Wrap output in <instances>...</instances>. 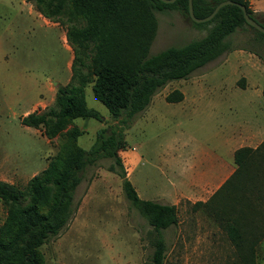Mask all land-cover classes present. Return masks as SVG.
<instances>
[{
  "label": "rangeland",
  "instance_id": "1",
  "mask_svg": "<svg viewBox=\"0 0 264 264\" xmlns=\"http://www.w3.org/2000/svg\"><path fill=\"white\" fill-rule=\"evenodd\" d=\"M25 1L0 0V168H6L4 176H0L19 187L46 167L48 157L65 140L61 136L46 141L37 129L22 125L20 118L41 100L45 83L65 84L73 58L65 27L53 25L48 19L45 22L34 8L30 11ZM155 16L157 28L150 54L198 39L212 26L194 24L177 8L155 11ZM254 35L248 26L237 28L229 35L231 51L187 78L168 82L130 123L119 127L126 144L119 151L126 177L141 199L171 202L178 188L173 184L175 174L170 163L175 150V155L182 158L190 152L191 157L201 154L195 157V163L202 161V172L207 171L206 179L212 182L202 184V202L207 201L225 181L216 184L221 177L220 171L215 172L218 165L221 161L233 165L230 150L238 147L246 126L264 132V60L257 56L260 62L255 66L256 74L246 86L235 54L231 53L243 48L259 51L264 57L263 46L252 41ZM52 85L56 88L59 84ZM174 89L183 92L185 99L167 102L165 94ZM84 93L86 105L101 116L100 121L92 117L74 120L83 130L78 145L88 149L101 127L110 132L116 122L93 96L90 84ZM49 100L50 96H46ZM51 104L52 101L45 107ZM134 147L141 160L130 170L126 156ZM113 164L111 158H102L86 168L75 191L74 214L59 234L40 247L45 264L147 263L153 231L125 197L121 178L111 168ZM234 195L241 198L239 192ZM191 209L189 202L181 200L180 223L162 231L166 244L164 264H242L222 224L204 205L193 212ZM4 217L0 202V223ZM196 236H202V240H196ZM256 261L264 264V237L259 241Z\"/></svg>",
  "mask_w": 264,
  "mask_h": 264
},
{
  "label": "trees",
  "instance_id": "2",
  "mask_svg": "<svg viewBox=\"0 0 264 264\" xmlns=\"http://www.w3.org/2000/svg\"><path fill=\"white\" fill-rule=\"evenodd\" d=\"M26 1L44 18L65 27L73 58L70 80L56 87L53 103L23 115L20 122L39 130L49 141L61 136L65 140L48 157L46 167L22 187L0 180V202L5 209L0 223V264H45L41 245L68 224L75 212V191L84 171L102 158L113 160L111 168L121 178L125 197L153 231L152 252L146 264H164L162 231L178 222L177 207L138 196L119 154L126 145L119 127L130 123L168 82L187 78L231 51L229 35L237 28L250 27L255 33L253 43L263 48L264 32L247 24L234 4L221 6L210 20L197 23L188 15V0ZM222 1L192 0L193 13L203 18ZM231 1L243 4L247 14L264 26V13L254 12L247 0ZM168 8L182 10L194 24L212 26L198 39L150 54L157 28L155 11ZM252 52L264 60L261 52ZM89 84L93 96L108 109L116 124L110 132L101 127L93 144L84 149L78 145L83 131L74 120H101L99 112L86 105L84 89ZM182 98L178 89L165 96L168 102ZM233 160V172L207 201L193 206L204 205L222 224L242 264H256L258 244L264 237V140L255 148L236 149ZM238 192L241 198L234 195Z\"/></svg>",
  "mask_w": 264,
  "mask_h": 264
},
{
  "label": "crops",
  "instance_id": "3",
  "mask_svg": "<svg viewBox=\"0 0 264 264\" xmlns=\"http://www.w3.org/2000/svg\"><path fill=\"white\" fill-rule=\"evenodd\" d=\"M247 1L249 3V7L254 12L264 13V0H247ZM27 4H29L30 11H34L32 9V8H34L32 6V4H30L29 2H27ZM35 12L37 13V15L41 19H43L45 21L46 18H44L42 15H40L36 10H35ZM50 23L53 25H56V26L58 25L57 22H50ZM231 53L235 54L234 57L237 59L238 67L242 70L241 75L246 80V86L250 85V83H252L253 75L256 74V68H258L255 66L257 65V62H260L257 55L254 52H252L250 50H245L243 48L234 49ZM68 68H69L70 74H69L67 80H65L66 81L65 84L69 82L70 76H71L70 67H68ZM53 83H57L59 85H65V84H60L59 82L49 81L48 84L51 86H48V84L45 83L43 85V88H42L43 93H40L41 100L35 102L31 106V108H29L28 110H26L24 112L23 115H26L27 113L35 110V108H38V107L44 108L45 105L48 103H51V101L53 103L55 92H56V88H54L52 85ZM242 87H244V86H242ZM182 94H183V92H182ZM46 96H50L49 101H46ZM165 96H166V94H165ZM165 96H164V98H165ZM184 99H185V95L183 94L182 100H184ZM182 100H180V101H182ZM193 100H195V98ZM180 101H176V102H180ZM74 125H75V123H74ZM246 127H247V130L244 132V138L240 140L239 144L237 145L238 147H236V148L234 147L230 150V151H232V153H234V151L236 149L243 147V146L255 148L257 145H259L264 140V132H261L260 130H258L256 127H253V126L251 127L248 125ZM46 141H49V140L46 138ZM244 141H246L245 145H243ZM172 152H173L174 156L172 154V156L170 158L171 159L170 163L172 164V167H173L172 172L175 174L173 184L177 185L178 188L175 192H173V196L171 197V200H170L171 202H167V203L173 204L177 207L178 222L175 224L177 226L180 223L179 206H180L181 200H184V201L189 202L191 204V206H192L191 211L192 212L195 211L196 209H202L201 206H197L195 209L193 207V205L196 202H199V201L202 202V184H206V183L211 184L212 182L210 180L206 179L207 176H209L208 172L207 171L202 172V161H199V163H197V164L195 163V157H198L201 154L198 155V152H197V154L195 156L191 157V152H190L187 155L188 157L183 156V158H182L180 156L175 155V150H172ZM126 159L128 162V166L131 170L139 163V161L141 160V155L139 154V152L134 147V151L129 150L127 152ZM47 161H48V159H47ZM232 163H233V165L221 161V163L218 165V170L215 171L216 173L219 171L221 173V177L218 179L216 184L217 183L221 184L233 172L234 165H235L234 160ZM4 169H6V168H0V174L1 175H3L2 171ZM228 169H230V170H228ZM225 170L227 171L226 174H224ZM7 173L8 172H6V174ZM0 180L10 183V181H8L6 178H4L2 176H0ZM11 184H13V183H11ZM189 212H190V210L187 211V213H189ZM188 218H189V220L187 221V223L190 224V214L188 215ZM191 220H193V218ZM197 221H200V220L197 219L196 222ZM175 225H172V226H175ZM199 239L202 240V236H196V240H199Z\"/></svg>",
  "mask_w": 264,
  "mask_h": 264
},
{
  "label": "water",
  "instance_id": "4",
  "mask_svg": "<svg viewBox=\"0 0 264 264\" xmlns=\"http://www.w3.org/2000/svg\"><path fill=\"white\" fill-rule=\"evenodd\" d=\"M161 1L166 2V3H171L174 0H161ZM225 4H234V5L238 6L241 9V11H242V15H243V18H244L245 22L247 24H249L250 26H252L253 28L257 29L258 31L264 32V26L260 25L258 22H256L254 19H252L247 14L246 8H245V6L243 4H240L238 2H234V1H231V0H225V1H222V2L218 3L215 6V8L213 9V11L209 15H207V16H205L203 18H198V17H196L194 15L193 8H192V0H188V15L193 21H195L197 23L205 22V21L210 20L215 15V13L218 11V9L221 6L225 5Z\"/></svg>",
  "mask_w": 264,
  "mask_h": 264
}]
</instances>
